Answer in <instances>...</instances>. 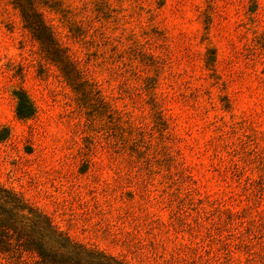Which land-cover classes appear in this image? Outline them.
<instances>
[{"label":"rangeland","instance_id":"rangeland-1","mask_svg":"<svg viewBox=\"0 0 264 264\" xmlns=\"http://www.w3.org/2000/svg\"><path fill=\"white\" fill-rule=\"evenodd\" d=\"M0 186L128 264H264V0H0Z\"/></svg>","mask_w":264,"mask_h":264},{"label":"trees","instance_id":"trees-1","mask_svg":"<svg viewBox=\"0 0 264 264\" xmlns=\"http://www.w3.org/2000/svg\"><path fill=\"white\" fill-rule=\"evenodd\" d=\"M25 15L37 40L46 29L36 10ZM16 114L19 118L32 115V107L23 92L17 93ZM0 255L8 259L33 260V264H128L101 250L74 241L59 230L51 219L18 193L0 186Z\"/></svg>","mask_w":264,"mask_h":264}]
</instances>
